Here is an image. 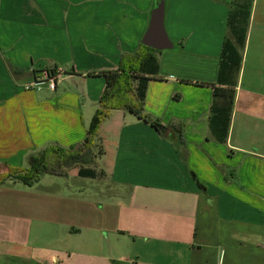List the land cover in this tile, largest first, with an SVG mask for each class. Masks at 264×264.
<instances>
[{"label":"crops","instance_id":"obj_1","mask_svg":"<svg viewBox=\"0 0 264 264\" xmlns=\"http://www.w3.org/2000/svg\"><path fill=\"white\" fill-rule=\"evenodd\" d=\"M251 2L229 133L210 126L232 7ZM144 112L114 109L84 168L13 170L82 145L106 79L133 67L156 0H0V264H264V0H165ZM149 47V46H148ZM151 48V47H150ZM62 70L55 90L28 88ZM136 82L131 95L136 99Z\"/></svg>","mask_w":264,"mask_h":264},{"label":"trees","instance_id":"obj_2","mask_svg":"<svg viewBox=\"0 0 264 264\" xmlns=\"http://www.w3.org/2000/svg\"><path fill=\"white\" fill-rule=\"evenodd\" d=\"M159 1L156 0V4ZM249 8L251 9V2L237 6L230 13L229 23L235 40L227 38L223 44L217 83L196 82L200 85H210L214 89L210 126L220 142H226L229 133L236 86L242 64L241 49L245 45L247 35L246 20L250 16ZM141 46L150 50V53L144 56L138 54L133 56V67L123 65L115 70L100 72L106 79V87L99 102L100 108L92 118L87 138L82 145L69 148L46 147L39 153L29 156L27 168L13 170L6 178L16 177L23 183L32 185L42 173L67 174L70 169L76 166H80L79 175L95 177L96 172L93 169L84 168L83 164L87 157V152L84 150H92L100 125L108 117L109 112L114 109H124L150 123L159 132H166L167 127L145 113L143 109L150 76H156L159 73V62L155 55L157 50L146 45ZM134 82L137 83L135 87L136 99L131 95ZM3 179H0V184Z\"/></svg>","mask_w":264,"mask_h":264},{"label":"water","instance_id":"obj_3","mask_svg":"<svg viewBox=\"0 0 264 264\" xmlns=\"http://www.w3.org/2000/svg\"><path fill=\"white\" fill-rule=\"evenodd\" d=\"M165 6V0H160L154 7L149 28L143 38V44L155 50L170 49L174 46L164 26Z\"/></svg>","mask_w":264,"mask_h":264},{"label":"built area","instance_id":"obj_4","mask_svg":"<svg viewBox=\"0 0 264 264\" xmlns=\"http://www.w3.org/2000/svg\"><path fill=\"white\" fill-rule=\"evenodd\" d=\"M63 71L62 70H57V69H51L50 71H44L40 74L37 79H35L32 84L28 86V88H34V87H39L44 83H47L50 89L55 90L57 87V83L59 78L62 76Z\"/></svg>","mask_w":264,"mask_h":264},{"label":"rangeland","instance_id":"obj_5","mask_svg":"<svg viewBox=\"0 0 264 264\" xmlns=\"http://www.w3.org/2000/svg\"><path fill=\"white\" fill-rule=\"evenodd\" d=\"M234 9H236V7H232V10H234ZM249 11H250V8H249ZM246 22H247V31H248L249 23H250V16L248 17V20H246Z\"/></svg>","mask_w":264,"mask_h":264}]
</instances>
